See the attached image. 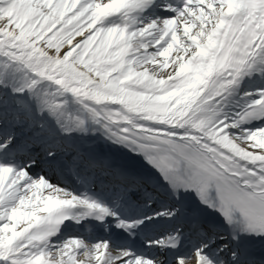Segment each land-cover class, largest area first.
Listing matches in <instances>:
<instances>
[{"label":"snow or ice","instance_id":"6c2138e0","mask_svg":"<svg viewBox=\"0 0 264 264\" xmlns=\"http://www.w3.org/2000/svg\"><path fill=\"white\" fill-rule=\"evenodd\" d=\"M0 264H264V0H0Z\"/></svg>","mask_w":264,"mask_h":264}]
</instances>
